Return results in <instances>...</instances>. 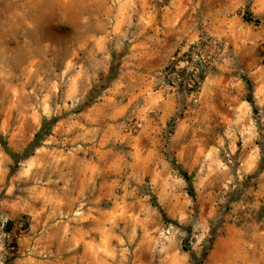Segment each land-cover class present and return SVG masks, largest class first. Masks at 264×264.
<instances>
[{"label": "clouds", "instance_id": "clouds-1", "mask_svg": "<svg viewBox=\"0 0 264 264\" xmlns=\"http://www.w3.org/2000/svg\"><path fill=\"white\" fill-rule=\"evenodd\" d=\"M0 264H264V0H0Z\"/></svg>", "mask_w": 264, "mask_h": 264}]
</instances>
